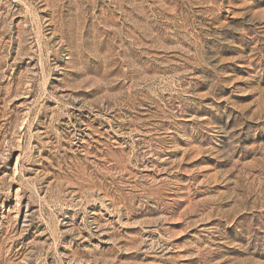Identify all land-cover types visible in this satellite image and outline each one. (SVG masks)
<instances>
[{"label": "rangeland", "instance_id": "rangeland-1", "mask_svg": "<svg viewBox=\"0 0 264 264\" xmlns=\"http://www.w3.org/2000/svg\"><path fill=\"white\" fill-rule=\"evenodd\" d=\"M0 264H264V0H0Z\"/></svg>", "mask_w": 264, "mask_h": 264}]
</instances>
